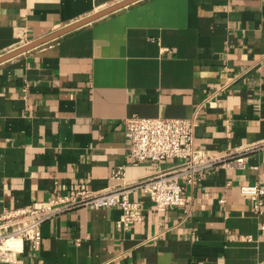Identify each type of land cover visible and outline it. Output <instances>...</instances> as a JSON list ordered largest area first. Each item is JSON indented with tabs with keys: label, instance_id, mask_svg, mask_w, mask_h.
<instances>
[{
	"label": "crops",
	"instance_id": "crops-1",
	"mask_svg": "<svg viewBox=\"0 0 264 264\" xmlns=\"http://www.w3.org/2000/svg\"><path fill=\"white\" fill-rule=\"evenodd\" d=\"M121 0H0V55ZM203 102V104H202ZM202 105V106H200ZM195 113V147L225 158L157 210L136 187L180 161L137 162L125 118ZM264 0H137L0 63V214L74 189L135 187L62 209L10 264H264ZM246 148H249L246 150Z\"/></svg>",
	"mask_w": 264,
	"mask_h": 264
},
{
	"label": "built area",
	"instance_id": "built-area-1",
	"mask_svg": "<svg viewBox=\"0 0 264 264\" xmlns=\"http://www.w3.org/2000/svg\"><path fill=\"white\" fill-rule=\"evenodd\" d=\"M124 121L130 135L129 152L132 159L137 162L149 160L155 163L170 158L180 161L171 170L160 171L136 186L148 194L159 211L168 206L183 205L186 202L184 185L196 184L204 170L211 165L222 161L229 168L245 166L242 155L225 158L205 154L195 147V113L189 118L131 116ZM258 147L264 149V145ZM133 188L135 187L102 192L74 189L36 205L1 213L0 264L17 262L24 241L35 246L40 239V223L62 209L81 205L91 208L118 206L121 210L117 221L119 225L140 221L143 218L141 205L131 201L128 196ZM239 190L242 195L253 201V209L260 213L264 206V179L241 185Z\"/></svg>",
	"mask_w": 264,
	"mask_h": 264
},
{
	"label": "water",
	"instance_id": "water-1",
	"mask_svg": "<svg viewBox=\"0 0 264 264\" xmlns=\"http://www.w3.org/2000/svg\"><path fill=\"white\" fill-rule=\"evenodd\" d=\"M135 1H137V0H121V1L114 3L113 5H110V6L104 8L98 12H95L91 15H88V16H86V17H84V18H82V19H80L74 23L66 25V26H64V27H62V28H60V29L48 34V35H45L43 37H40V38L35 39L33 41H30V42L26 43L25 45L18 47L15 50H12L8 53L0 55V63L20 54L22 52H25V51L33 48V47H36L38 45H41L45 42H48V41L54 39V38H57V37L61 36L62 34H65V33L69 32L75 28H78V27L84 25V24H87V23H89V22H91V21H93V20H95L101 16H104L110 12H113L117 9H120L124 6H127V5H129Z\"/></svg>",
	"mask_w": 264,
	"mask_h": 264
}]
</instances>
